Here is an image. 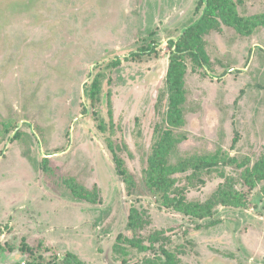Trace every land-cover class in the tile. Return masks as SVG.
<instances>
[{
	"label": "rangeland",
	"instance_id": "rangeland-1",
	"mask_svg": "<svg viewBox=\"0 0 264 264\" xmlns=\"http://www.w3.org/2000/svg\"><path fill=\"white\" fill-rule=\"evenodd\" d=\"M235 1L241 15L264 12V0ZM202 8L201 0H0V264H66L70 253L86 264H125L144 251L125 244L121 255L117 235L148 245L158 230L179 264H264L262 183L250 190L235 164L192 180L191 170L175 175L178 187L189 186L187 201L209 198L225 181L221 171L248 201L214 207L202 220L165 206L143 183L165 125L168 40ZM204 38L208 65L185 61V124L173 129L180 142L168 160L219 152L252 163L264 150V27L242 36L222 25ZM151 41L148 53L125 59ZM114 59L99 69L93 106L85 90L95 67ZM108 143L132 175L130 191ZM130 209L142 222L135 233Z\"/></svg>",
	"mask_w": 264,
	"mask_h": 264
},
{
	"label": "trees",
	"instance_id": "trees-1",
	"mask_svg": "<svg viewBox=\"0 0 264 264\" xmlns=\"http://www.w3.org/2000/svg\"><path fill=\"white\" fill-rule=\"evenodd\" d=\"M235 0H201L203 6L200 17L187 25L174 40H168V45L172 48L168 60V66L165 75V87L167 93V110L164 117V126L156 130L157 135L152 145V151L147 157V165L143 169V183L146 188L160 194L162 203L169 208L176 209L183 212L190 217H196L199 220L209 216L212 213V208L217 206H234L246 207L248 201L244 195L235 187V179L233 177L225 176L221 171V178L225 181L218 184L217 188L212 192L209 198L203 202L187 201L185 193L189 186H177L175 175L177 173H184L191 170L187 175L188 180H192L199 171H211L217 169L218 166H229L235 164L239 169V178L243 183L253 190L257 185L262 183L261 191L264 195V150L251 163L248 156L239 161L235 156L220 154L214 152L207 155H196L187 158H180L174 163H170L169 154L175 149L180 138L173 134V129L182 127L185 124V117L183 113V104L186 99V89L184 85V76L186 72V59H190L194 64L202 67L203 64L208 65V57L205 49L204 36L212 30H220L222 25L233 28L242 36H249L258 28L264 27V12L252 15H241L237 8ZM153 41L140 46L136 51H130L125 59L140 58L143 54L152 50ZM119 59L110 60L103 65H97L95 68L97 72L90 81L89 88L85 90V94L89 103L96 106L100 102V84L102 67H109L118 65ZM82 112H87L85 106L82 107ZM97 126L102 128L103 125L99 123V117L93 116ZM20 133L17 131L15 137H19ZM235 142V141H234ZM108 149L112 155L114 169L116 174L121 177L125 184L127 191H130L132 181L131 173L125 168L123 159L116 153L115 148L111 144H107ZM218 151H222L218 149ZM73 194L79 198H86L87 191L79 185H74L68 182ZM175 193L173 197L169 193ZM127 226L135 233L137 228H142L140 215L136 209H130L128 214ZM118 234L113 244V247L121 255H126L125 244L136 246L138 250L144 251L140 257L135 259H122L125 264H137L143 262L144 264H157L152 258L158 256L159 264H179V260L175 255L166 249V243L169 237L164 235L161 230L155 233H150L147 237L148 245H142L140 239L133 237L122 238ZM122 241V243H119ZM25 251H29L27 248ZM66 264H86L80 260L76 255L69 254L64 258ZM36 264H53L43 263L37 261Z\"/></svg>",
	"mask_w": 264,
	"mask_h": 264
}]
</instances>
